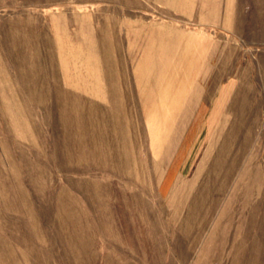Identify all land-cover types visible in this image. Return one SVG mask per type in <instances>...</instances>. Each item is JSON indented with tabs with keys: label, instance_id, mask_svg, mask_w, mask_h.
<instances>
[{
	"label": "rangeland",
	"instance_id": "374dc122",
	"mask_svg": "<svg viewBox=\"0 0 264 264\" xmlns=\"http://www.w3.org/2000/svg\"><path fill=\"white\" fill-rule=\"evenodd\" d=\"M0 264H264V0H0Z\"/></svg>",
	"mask_w": 264,
	"mask_h": 264
},
{
	"label": "crops",
	"instance_id": "0c3cea01",
	"mask_svg": "<svg viewBox=\"0 0 264 264\" xmlns=\"http://www.w3.org/2000/svg\"><path fill=\"white\" fill-rule=\"evenodd\" d=\"M142 6V5H141ZM107 88L106 86H100V89H105Z\"/></svg>",
	"mask_w": 264,
	"mask_h": 264
}]
</instances>
